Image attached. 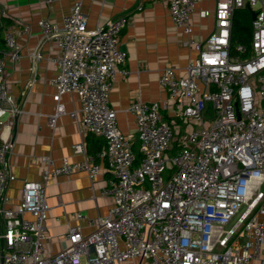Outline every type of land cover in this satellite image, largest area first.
<instances>
[{
    "label": "built area",
    "instance_id": "1",
    "mask_svg": "<svg viewBox=\"0 0 264 264\" xmlns=\"http://www.w3.org/2000/svg\"><path fill=\"white\" fill-rule=\"evenodd\" d=\"M165 1L184 35L182 44L198 56L182 70H162L166 101L136 96L130 103L142 152L138 164L133 136L121 132L110 104L115 78L126 72L119 35L127 19L90 28L83 0H77L60 25L38 21L42 40L57 43V52L48 57L58 70L51 81L57 107L49 123L54 126L68 113L85 132L103 137L100 156L115 176L102 191L112 199L108 214L92 219L86 235L69 226L70 245L54 254L44 253L51 239L45 184L24 179L15 206H8L5 195L7 184L16 180L8 157L22 112L7 80V67L18 63L22 46L6 29L0 46V264H264V0H215L213 9L200 11L214 18L200 41L193 15L202 0ZM246 9L256 14L250 42L232 46L236 13ZM32 57L44 58L40 47ZM65 93L78 95L81 117L66 110ZM74 150L86 154L83 142ZM41 160L45 180L85 171L94 181L102 170L90 157L64 158L60 166H52L49 156Z\"/></svg>",
    "mask_w": 264,
    "mask_h": 264
},
{
    "label": "crops",
    "instance_id": "2",
    "mask_svg": "<svg viewBox=\"0 0 264 264\" xmlns=\"http://www.w3.org/2000/svg\"><path fill=\"white\" fill-rule=\"evenodd\" d=\"M77 0H0V17L3 38L6 29L15 34L22 46V57L16 64L7 67L10 95L22 112L15 119L13 146L8 157L10 170L16 180L6 186L8 206L17 205L22 197L24 179L37 180L45 184L50 206L46 226L51 239L46 243V254H54L70 245L66 232L69 226L80 227L86 235L92 231L90 221L107 215L112 199L102 193L111 186L115 176L109 169L106 158L100 153L105 147L103 137L87 133L68 113L57 118L51 126L49 116L56 112V89L52 79L58 73L48 57L57 52L54 39H43L38 21L48 18L60 25L63 16L70 12ZM215 0H202L193 15L194 36L205 39L214 25L212 16L202 17L201 10L213 9ZM83 12L88 26L94 28L117 17H125L127 24L119 35V45L127 54L125 63L115 78L110 104L117 110L118 126L124 135L133 136L136 164L142 157L136 121L129 106L139 96L151 102H164L169 93L160 86V75L167 66L182 70L197 58L198 52L182 44L181 29L175 26L165 0H83ZM28 28L29 33L24 29ZM40 47L44 54L35 61L32 52ZM35 73L33 75V71ZM30 81H33L29 86ZM62 102L68 112L77 111L82 116V103L75 93H65ZM169 117V114L166 113ZM0 127V142L2 141ZM7 131L3 136H6ZM84 143L86 154L75 152L79 143ZM49 156L52 166H60L64 158L71 162H82L86 157L101 165L102 170L91 181L87 172L77 171L71 175L43 177L45 163L42 157ZM51 166V167H52ZM83 218L77 219L76 214ZM126 264H137L130 261Z\"/></svg>",
    "mask_w": 264,
    "mask_h": 264
},
{
    "label": "trees",
    "instance_id": "3",
    "mask_svg": "<svg viewBox=\"0 0 264 264\" xmlns=\"http://www.w3.org/2000/svg\"><path fill=\"white\" fill-rule=\"evenodd\" d=\"M243 11H244V15L247 16L246 10H243ZM237 13L234 19V25H233V30H232V39H231L232 46H235L236 44H241V43L249 44L250 38L252 35V32L251 34H247L245 32V31H248L250 27L252 29V22L251 24H249V22H244V21L242 22L241 19L237 18ZM0 46L1 47L4 46V37L2 38L1 36H0Z\"/></svg>",
    "mask_w": 264,
    "mask_h": 264
},
{
    "label": "rangeland",
    "instance_id": "4",
    "mask_svg": "<svg viewBox=\"0 0 264 264\" xmlns=\"http://www.w3.org/2000/svg\"><path fill=\"white\" fill-rule=\"evenodd\" d=\"M246 13H247V16L244 15V11L243 10H239L238 13H237V18L238 19H241L242 22H249V24H251L252 22V16H251V13L248 9H246ZM247 34H251L252 32V29L250 27V29L248 31H245ZM244 32V33H245Z\"/></svg>",
    "mask_w": 264,
    "mask_h": 264
},
{
    "label": "water",
    "instance_id": "5",
    "mask_svg": "<svg viewBox=\"0 0 264 264\" xmlns=\"http://www.w3.org/2000/svg\"><path fill=\"white\" fill-rule=\"evenodd\" d=\"M251 14H252V19L254 20L256 17V14L254 12H251ZM237 115L240 118V112L238 110H237ZM16 120H17V118H16Z\"/></svg>",
    "mask_w": 264,
    "mask_h": 264
}]
</instances>
